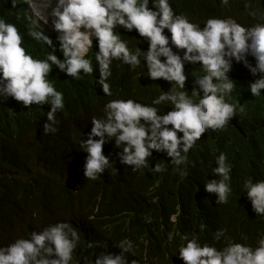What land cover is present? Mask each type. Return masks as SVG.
<instances>
[{
	"label": "clouds",
	"instance_id": "9594fccd",
	"mask_svg": "<svg viewBox=\"0 0 264 264\" xmlns=\"http://www.w3.org/2000/svg\"><path fill=\"white\" fill-rule=\"evenodd\" d=\"M23 1L31 22L27 35L45 51L43 56L28 51L17 25L0 16V134L17 139L27 126L48 134L70 127L72 120L89 121L80 179L96 180L112 164L137 171L152 154L166 153L172 164H185L203 133L224 130L243 111L238 100L229 102L235 80L228 73L239 63L253 77L259 74L248 84L251 95L264 90V0H234L245 7L246 18L210 10L197 0ZM11 3L15 8L17 0ZM116 61L131 69L146 67L145 79L121 95L113 94L109 83ZM214 162L211 173L219 179H208L204 190L215 194L216 204H226L232 165L224 152ZM180 174L186 176V169ZM243 190L256 216H264V179H246ZM178 214L177 208L169 220L175 223ZM144 219L151 223L150 216ZM254 226L255 246L247 236L237 242L219 228L212 243L184 233L176 254L183 264H264V223L259 219ZM156 227L159 237L172 239L160 222ZM80 240L77 228L58 221L0 245V264H81L74 262ZM115 246L119 253L103 251L91 262L84 257L83 264H152L125 256H135L130 239ZM94 247L107 244L87 242V249Z\"/></svg>",
	"mask_w": 264,
	"mask_h": 264
},
{
	"label": "trees",
	"instance_id": "16d2710c",
	"mask_svg": "<svg viewBox=\"0 0 264 264\" xmlns=\"http://www.w3.org/2000/svg\"><path fill=\"white\" fill-rule=\"evenodd\" d=\"M197 1L222 14L248 16L245 7H239L234 0ZM24 6L23 0H17L15 8L11 0H0V16L17 25L28 51L43 56L42 43L27 35L31 22L25 18ZM247 59L255 65L253 57ZM145 71L143 63L131 69L120 61L114 62L109 77L112 93H127L145 79ZM228 75L235 80L229 102L238 100L243 111H238L224 130L203 133L183 165L172 164L166 153L163 157L152 154L146 166L137 171L112 168V164L96 180H83L78 178L77 168L83 167L87 155L81 141L91 130L89 121L72 120L70 127L48 134L37 123L39 129L35 127L33 131L32 126H27L17 139L0 134V245L27 238L31 231H40L49 224L68 221L81 236L74 251V262L81 264L84 257L91 262L103 251L119 253L115 245L122 239L132 240L135 246V256H125L145 257L152 264H183L175 253L181 236L195 232L202 243H212V234L219 228H226L227 235L237 242H243V234L255 246L259 231L254 224L259 219L264 223V216L252 211L243 193V182L248 178L264 179V90L259 97L251 95L248 84L259 74L253 77L242 63ZM63 116L67 117L65 113ZM220 152L226 153L232 165V193L226 204H216L215 194L204 190L208 179H219L211 168L216 166L214 160ZM155 164L164 170L152 172ZM185 169L187 175L183 176L180 172ZM154 197L157 200L152 203ZM177 208L179 214L173 223L169 217ZM145 216L151 217V223L145 221ZM159 222L165 227L162 232L172 240L157 235ZM88 241L106 243L107 248L87 249ZM222 246L223 239L217 243V247Z\"/></svg>",
	"mask_w": 264,
	"mask_h": 264
},
{
	"label": "bare ground",
	"instance_id": "6f19581e",
	"mask_svg": "<svg viewBox=\"0 0 264 264\" xmlns=\"http://www.w3.org/2000/svg\"><path fill=\"white\" fill-rule=\"evenodd\" d=\"M242 11H243V9H242ZM25 155H26V153H25ZM23 158H24V157H23ZM2 166H3V165H2ZM5 168H6V167H5ZM5 170H7V169H5ZM2 176H3V175H2ZM6 176H7V174H6L5 176H3V177H6ZM8 178H9V177H8ZM8 180H9V179H8ZM14 180H16V179H14ZM6 182H9V183H10V181H6ZM17 185H18V184H17ZM20 185H21V184H20ZM16 189H17V188H16ZM34 190H35V189H34ZM3 213H4V212H3ZM48 218H49V217H48ZM45 221H46V219H45ZM179 226H180V225H179ZM174 230H175V229H174ZM134 233H135V232H134ZM212 235H213V234H212ZM138 236H139V235H138ZM0 237H2V236H0ZM4 238H5V236H4ZM6 238H7V236H6ZM1 240H2V239H1ZM1 240H0V241H1ZM6 240H7V239H6ZM171 240H172V239H171ZM174 241H175V240H174ZM178 242H180V241H178ZM2 243H3V242H2ZM166 243H167V242H166ZM171 243H172V241H171ZM171 243H170V244H171ZM173 243H174V242H173ZM175 243H176V241H175ZM177 244H178V243H177ZM174 245H176V244H174ZM156 246H157V245H156ZM167 246H168V244H167ZM154 247H155V246H154ZM170 247H171V245H170ZM171 248H172V247H171ZM174 248H176V247L173 246V249H174ZM167 249H168L167 251H169V248H167ZM156 251H157V250H156ZM170 252H171V251H170ZM170 252H169V253H170ZM175 253H176V252H175ZM175 253H174V254H175ZM170 255H171V254H170ZM147 257H148V256H147ZM175 257H176V256H175ZM78 259H79V258H78ZM156 259H157V258H156ZM177 263H180V260H179V262H177Z\"/></svg>",
	"mask_w": 264,
	"mask_h": 264
}]
</instances>
